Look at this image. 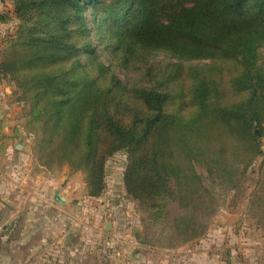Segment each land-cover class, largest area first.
I'll return each instance as SVG.
<instances>
[{"label": "rangeland", "instance_id": "1", "mask_svg": "<svg viewBox=\"0 0 264 264\" xmlns=\"http://www.w3.org/2000/svg\"><path fill=\"white\" fill-rule=\"evenodd\" d=\"M104 1L106 6H112L115 0ZM13 6L14 0H0V17L4 18L0 20V64L13 57L14 54H6L10 45L19 36L31 33L54 35L73 45L74 50L68 53L45 49L40 60L22 70L17 79L0 70V245L9 247L8 236L22 225L4 223L8 212L26 206L27 214L21 213L16 221L21 222L23 217L54 221L61 212L68 220L64 228L72 233L83 231L86 219L93 214L103 223L118 222L121 231H128L131 241L138 243L137 250L152 261L146 264H232L234 250L263 246L264 138L261 155L252 158L247 140L229 131L228 124L236 121L222 112L242 105L251 96L250 90L239 86L244 70L239 59H188L150 48H138L128 55L117 29L103 26L102 13L87 12L84 31L78 16L69 8L53 11L50 24L45 25L36 20L29 24L18 20ZM257 67L264 71V41L258 45ZM41 74L62 75L70 83L87 82L89 93L105 96L106 100L94 105L85 117L101 122L97 127L100 154L110 150L116 141L102 122L110 117L120 126L142 130L143 124L136 123V118L153 113L140 94L152 89L168 94V118L179 116L184 122H195L198 131L206 126L211 140L203 144L186 136L188 127L182 129L178 122L156 127L151 141L141 149L142 156H152L154 136L168 131L170 139L155 152L158 162L170 163L173 171L169 192L158 199L155 210L149 209L147 199L141 202L128 194L125 173L129 157L125 150L106 159V188L99 197H91L87 172L61 165L54 158V145L59 139L47 145L43 155L41 147H37L41 137L47 139L44 125L52 119V115L41 119L43 114L47 110L55 113L52 101L63 100L74 91L72 84H64L55 93L34 92L33 79ZM201 82L206 83L204 96L208 106L203 115L200 111L204 107L202 110L198 101ZM259 102L264 127V102ZM49 104L51 107L46 108ZM101 108L107 112L104 114ZM211 168L218 173L211 175ZM195 173L200 176L199 181L191 177ZM14 188L25 193L13 196L9 190L13 192ZM57 195L65 199L64 204L56 200ZM193 230L198 233L194 235ZM32 243L36 247L39 244Z\"/></svg>", "mask_w": 264, "mask_h": 264}, {"label": "trees", "instance_id": "2", "mask_svg": "<svg viewBox=\"0 0 264 264\" xmlns=\"http://www.w3.org/2000/svg\"><path fill=\"white\" fill-rule=\"evenodd\" d=\"M104 3V0H14L13 15L26 24L36 20L38 24L49 25L53 11L69 8L83 24L82 29L87 31L86 15L93 10L104 15L103 26L109 30L117 29L128 55L135 53L138 48H150L169 51L175 56L188 59L212 56L239 59L244 68L242 77L238 79L239 86L243 90H250L251 96L242 105L222 112L228 113L229 120L236 121L234 125L228 124L231 135L247 140L252 158L261 155L264 127L258 104L259 100L264 102V96L261 97L264 71L257 67V58L258 45L264 41V0H115L112 6ZM0 20H4L3 16ZM50 47L68 53L74 50L73 45L63 43L54 35L31 33L19 36L6 52L14 54L13 57L5 58L0 64V70L17 79L22 70L37 63L45 49ZM64 84H72L74 91L69 92L63 100L56 98L52 101L55 113L47 110L43 114L41 119L51 115L52 119L44 125L47 139L41 137L37 147H41L43 155L46 146L55 144L59 139L54 145V158L61 165L68 164L73 169L87 172L88 193L91 197H99L106 188V159L116 151L125 150L129 157L125 173L127 192L141 202L147 199L149 209L155 210L159 207L158 199L169 192L167 190L173 171L170 163L158 162L155 152L156 148L160 149V145L170 139L168 131L159 130L160 136H154L152 156H142L141 149L151 141L156 127L166 122L169 125L178 122L182 129L188 127L186 136L203 141V144L211 140L206 126L198 131L195 122H184L179 116L168 118L165 115L168 94L152 89L140 94L145 106L153 113L148 117L136 118V123L143 124L142 130L120 126L110 117L102 122L116 141L110 150L100 154L97 127L101 122L95 117L88 120L85 117L94 105L106 100L105 96L89 93L87 82L70 83L62 75L50 74L35 77L32 90L55 93ZM205 84L201 82L198 87L200 108L203 110L204 107L200 111L201 115L208 111L204 96ZM49 107L50 104L46 106ZM101 109L104 114L107 112L106 108ZM41 154L37 151L40 159ZM210 173L212 175L218 171L211 168ZM191 177L195 181L200 180L196 173ZM183 224L189 227L188 222L184 221ZM193 233L196 235L198 232L193 230Z\"/></svg>", "mask_w": 264, "mask_h": 264}, {"label": "crops", "instance_id": "3", "mask_svg": "<svg viewBox=\"0 0 264 264\" xmlns=\"http://www.w3.org/2000/svg\"><path fill=\"white\" fill-rule=\"evenodd\" d=\"M9 193L16 196L19 193H25V191H18L14 188L13 192L9 190ZM15 199L16 197H14ZM43 201L46 202V199ZM33 206L30 203L29 207ZM19 207L20 209L17 211L12 209L8 212L9 216L6 217L4 223L15 224L17 222L23 226L19 225L17 230L8 236L9 247L0 245V264L152 263L150 258L147 261L143 254L137 250L138 243L135 244L131 241L129 232L121 231L118 222L111 223L110 230L107 229L109 223H103L93 214L86 219L88 222L84 224L83 231L72 233L67 232L66 227L64 228L65 225L68 226V220L67 218L64 220L61 212L54 221H50L46 217H39L38 220L23 217V220L18 222L15 219L21 213L24 216L27 214L26 206ZM32 241L39 242L38 246L36 247ZM263 246L254 249L240 247L239 250H234L232 264H264Z\"/></svg>", "mask_w": 264, "mask_h": 264}, {"label": "water", "instance_id": "4", "mask_svg": "<svg viewBox=\"0 0 264 264\" xmlns=\"http://www.w3.org/2000/svg\"><path fill=\"white\" fill-rule=\"evenodd\" d=\"M18 149L21 148V145H18L17 146ZM56 200L60 203V204H64L65 203V199L64 198H61L59 195L56 196ZM111 224H109L108 228L107 229H110L111 227Z\"/></svg>", "mask_w": 264, "mask_h": 264}]
</instances>
